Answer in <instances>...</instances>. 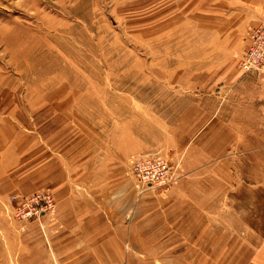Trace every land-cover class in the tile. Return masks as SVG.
<instances>
[{"label":"rangeland","instance_id":"1","mask_svg":"<svg viewBox=\"0 0 264 264\" xmlns=\"http://www.w3.org/2000/svg\"><path fill=\"white\" fill-rule=\"evenodd\" d=\"M217 9L214 0H0V140L13 130L15 138L39 145L36 155L45 151L56 158L64 154L66 161H92L98 165L89 168L98 172L106 159L111 171L117 170L116 160L128 171L136 156L158 153L175 170V183L184 152L171 148L180 135L189 140L204 128L210 114L206 93L220 78L205 61L221 55L220 46L207 40ZM257 132L264 133V127ZM152 148L156 151H147ZM236 151L231 180L252 186L250 215L255 212L259 221L264 219V141L236 144ZM1 155L9 153L0 150ZM2 191L0 235L9 240L22 233L24 221L14 215L12 191ZM208 198L204 230L210 242L194 244L197 258H184L180 245L184 252L178 259L149 264H217L234 250H242L241 262L249 264L239 228L246 224H236L235 210L232 215L219 207L224 193ZM245 207L241 215L248 213ZM256 225L264 229V222ZM235 230L237 238L228 235ZM2 258L0 249L1 264Z\"/></svg>","mask_w":264,"mask_h":264},{"label":"crops","instance_id":"2","mask_svg":"<svg viewBox=\"0 0 264 264\" xmlns=\"http://www.w3.org/2000/svg\"><path fill=\"white\" fill-rule=\"evenodd\" d=\"M214 1L219 10L217 26L212 25L207 40L212 41V47L220 46L221 55H210L205 61L219 73V87L206 93L210 114L204 128L194 139L180 135L171 148L184 152L178 180L166 192L142 188L131 174L134 160L128 171L120 169L122 160L112 161L117 170L111 171L106 159L98 172L89 168L98 165L92 161H66L64 154L54 158L45 151L36 155L39 145L25 136L15 138L12 130L8 140H0V150L9 153L0 157V191L24 196L50 191L56 206L50 217L22 222L20 236L8 240L0 235L5 255L2 264H149L178 259L184 252L180 245H185L184 258H197L194 244L210 242L209 230L204 228L208 225V196L215 192L226 197L219 207L231 209L232 215L235 210L239 215L234 217L236 224L247 225L239 228L249 246L245 247L249 264H264V245L259 247L264 229L258 231L256 225L264 219L258 221L255 212L252 218L250 215L254 190L247 183L231 180L234 173L230 168V160L233 164L237 160L236 144L264 141V133L257 132L264 127V75L244 76L238 67L248 33L264 24V0ZM201 10L206 12L204 3ZM227 180L231 182L227 184ZM244 206L248 213L241 215ZM4 221L0 215V226ZM198 226L203 229L195 231ZM228 235L236 237L238 233L235 230ZM241 253L225 252L222 255L234 259L229 263L224 257L217 264H242Z\"/></svg>","mask_w":264,"mask_h":264},{"label":"built area","instance_id":"3","mask_svg":"<svg viewBox=\"0 0 264 264\" xmlns=\"http://www.w3.org/2000/svg\"><path fill=\"white\" fill-rule=\"evenodd\" d=\"M238 62L244 75L264 73V24H260L248 34V45ZM132 174L138 185L152 190H165L176 180L175 170L168 161L151 153L132 162ZM10 200L16 202L14 215L19 221H40L53 213L56 203L50 192H35L30 196L20 197L13 194Z\"/></svg>","mask_w":264,"mask_h":264}]
</instances>
